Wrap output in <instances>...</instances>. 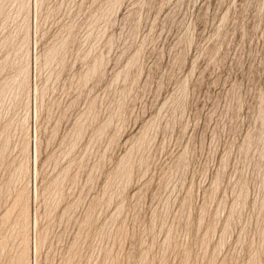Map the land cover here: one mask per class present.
Masks as SVG:
<instances>
[{
    "label": "rangeland",
    "instance_id": "374dc122",
    "mask_svg": "<svg viewBox=\"0 0 264 264\" xmlns=\"http://www.w3.org/2000/svg\"><path fill=\"white\" fill-rule=\"evenodd\" d=\"M0 264H264V0H0Z\"/></svg>",
    "mask_w": 264,
    "mask_h": 264
},
{
    "label": "bare ground",
    "instance_id": "6f19581e",
    "mask_svg": "<svg viewBox=\"0 0 264 264\" xmlns=\"http://www.w3.org/2000/svg\"><path fill=\"white\" fill-rule=\"evenodd\" d=\"M23 171V170H22ZM24 195V194H23ZM21 212V211H20ZM26 215V214H25ZM23 237H24V235H23Z\"/></svg>",
    "mask_w": 264,
    "mask_h": 264
}]
</instances>
